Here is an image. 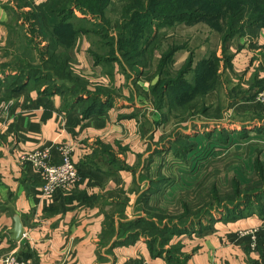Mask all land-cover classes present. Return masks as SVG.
Returning a JSON list of instances; mask_svg holds the SVG:
<instances>
[{"label":"crops","instance_id":"crops-1","mask_svg":"<svg viewBox=\"0 0 264 264\" xmlns=\"http://www.w3.org/2000/svg\"><path fill=\"white\" fill-rule=\"evenodd\" d=\"M46 1L0 0V73L12 70V66L37 68L47 60L46 54H40L48 46L47 37L40 32V28L45 31V25H40L45 17L32 13L35 6ZM125 2L109 0L107 15L117 18ZM75 14L83 16L77 10ZM92 40L91 33L78 34L69 57L72 60L65 61L87 91L92 93L97 87L107 91L100 94L101 99L89 113L84 110L87 94L79 93L73 102L69 91H46L44 85H35L34 78L0 101V264L10 251L30 264H167L165 256L153 255L142 238L115 243V236H108L106 229L107 218L112 214L116 218V209L126 197L129 205L124 213L133 215L135 196L130 189L150 146L161 138L155 125L166 117L165 96L162 108L153 109L142 72L135 80L141 86L137 89L126 82L119 61L107 57L95 61L89 51ZM235 44L232 70L246 83L253 81L251 87L263 89L264 28L251 43L244 38L240 45ZM247 87L243 103H256L253 93L257 92ZM59 144L73 146L79 179L45 199L39 177L19 156L50 147L57 162ZM15 217L23 227L17 241L10 233ZM262 225L264 218L252 212L216 219L204 230L175 235L172 240L182 242L185 264H264V249L259 244L252 247L250 238L240 234ZM103 237L108 242L103 243Z\"/></svg>","mask_w":264,"mask_h":264},{"label":"rangeland","instance_id":"rangeland-1","mask_svg":"<svg viewBox=\"0 0 264 264\" xmlns=\"http://www.w3.org/2000/svg\"><path fill=\"white\" fill-rule=\"evenodd\" d=\"M204 1L216 10L225 0ZM227 1L231 6L240 5L238 0ZM109 18V23L102 18L101 24L114 26L121 20V14ZM157 23L152 25L153 46L134 60L147 63L146 66L130 64L136 56L123 55L116 34L111 38V30L103 32V38L91 33L89 51L100 56L112 55L124 63L125 80L137 89L141 86L135 80L138 72H142L141 79L151 93L153 109H157V104L162 108V98L158 103L152 95L154 88L166 92V117L155 125L159 126L161 138L150 146V153L143 158L130 189L135 196L133 215L128 217L124 213L129 205L126 197L116 209L118 213H114L117 221L110 215L106 229L108 236H115L114 241L134 242L142 238L152 249L162 251L170 264H176L183 255V244L174 240L166 242L173 237L176 226L182 229L192 219L188 234L204 230L214 220L227 218L232 209L226 205L235 202L241 203L240 208L246 205L244 212L264 211V88L251 87L253 81L246 83L227 64L232 43L236 41L240 45L244 38L251 43L262 28L254 29L257 34L247 29L226 41L204 19L172 25ZM141 25L140 22L138 26ZM142 35L132 33L137 40ZM112 40V47L102 46L104 41ZM11 69L0 73V101L27 85L26 76L17 71L20 69L14 66ZM180 72L184 73L181 78ZM33 78L37 87L51 83L47 76ZM247 85L257 92L253 93L256 103H243ZM188 87L195 88L191 98L181 94ZM246 98L250 100L249 96ZM200 215L204 217L198 218ZM102 242L108 239L103 237Z\"/></svg>","mask_w":264,"mask_h":264},{"label":"trees","instance_id":"trees-1","mask_svg":"<svg viewBox=\"0 0 264 264\" xmlns=\"http://www.w3.org/2000/svg\"><path fill=\"white\" fill-rule=\"evenodd\" d=\"M238 1L240 2L239 6H231L228 1L225 0L222 7H216L217 9L213 10L212 6L205 3L204 0H126L121 9V20L118 24L110 27L106 25L107 22L109 23L110 19L109 16H107L109 0H47L45 3L35 6L32 12L37 17L39 15H44L45 17L43 22H41L40 19V25H45V31H42L40 28V32L44 37H47L48 46L45 51H42L40 54L41 57H43V54H46L47 60L43 65L37 66V68L26 66L21 68L19 72L22 74V77L26 76L25 84L33 77L40 78L42 75L47 76V81L51 83H44V90L49 91L53 88L67 90L71 93L74 102V100L79 99V93L87 91L86 85L78 80V77L75 76L69 68L70 64L68 65L65 63L70 55H72V49L78 34L96 32L97 35L99 34L98 37L103 38L102 33L111 30V38H113V34H116V41L123 55L125 57L130 55L136 56L130 64H132V66L137 64L146 66L147 63L134 60L146 53L149 47L153 46L155 33H152V25L155 21L159 22L157 23L159 26L161 23L169 25L175 22L194 23L200 19H204L215 28V30L220 31L223 40L226 41L237 35L243 34L247 29L254 30L258 28L259 31L260 28H264V0ZM76 10L84 15L82 17H77L75 15ZM102 18L103 21L106 22L105 25L101 24ZM140 22L142 23V27L138 26ZM95 28L99 29L98 32L94 30ZM258 31L254 30L256 34ZM132 33H138V35L142 33V39H134ZM108 42L109 41H104L102 46L112 47L113 40L111 43ZM61 45H63V49H61ZM124 45L125 47H122ZM66 49L68 50V54ZM91 54L95 57L96 62L106 57L119 61L116 58H112V55L100 56L97 52L92 51ZM71 60L72 58L68 61ZM119 63L123 71L124 63L121 61H119ZM227 64L231 66V56L228 57ZM183 74V72H180L179 77L181 78ZM56 77L63 78L60 79L63 80V83L57 82L58 79ZM59 83L60 85H58ZM194 90L195 88L188 87L184 89V92L181 94L191 98ZM106 92L107 91L101 87H97L92 93L91 91H87V93H85L88 94V98L86 99L87 106L84 110H88V113L92 111V108L95 107L101 99L100 94H105ZM152 95L156 98L157 102L160 103V99L166 96V92L163 89L154 88ZM158 106L157 104V108ZM240 205L241 203L237 202L231 206L226 205V208L232 210L228 211L229 215L224 219L235 218L252 212L264 218V211H250L248 209V211L244 212L243 210L246 209L244 208L246 205L242 208H240ZM197 217L201 218L204 217V215ZM182 226V229H179L177 226L173 228V237L175 235L188 233L190 230L188 228L192 227V219L190 222L186 223V225L184 224ZM173 237L166 239V242L172 240ZM114 242L122 243L123 241L118 240ZM125 243H130V241ZM181 246L182 245L179 244L178 249H180ZM149 248L153 255H163L162 251L152 249L151 246H149ZM165 258L167 264H170L168 258L166 256ZM186 258L187 255L183 252V255L181 253V259H177L175 262L176 264H185Z\"/></svg>","mask_w":264,"mask_h":264},{"label":"built area","instance_id":"built-area-1","mask_svg":"<svg viewBox=\"0 0 264 264\" xmlns=\"http://www.w3.org/2000/svg\"><path fill=\"white\" fill-rule=\"evenodd\" d=\"M262 96V94H260ZM58 161H53L50 147H43L20 154L19 159L29 164L41 181V197L49 199L57 189H68L79 179V171L72 159L73 146L57 145ZM241 236H248L250 245H260L264 249V225L242 231ZM1 264H30L22 255L10 251L1 259Z\"/></svg>","mask_w":264,"mask_h":264},{"label":"water","instance_id":"water-1","mask_svg":"<svg viewBox=\"0 0 264 264\" xmlns=\"http://www.w3.org/2000/svg\"><path fill=\"white\" fill-rule=\"evenodd\" d=\"M10 233H11V238L15 241L19 240L22 237L23 227L20 224L18 217L14 218V225H13V228L11 229Z\"/></svg>","mask_w":264,"mask_h":264}]
</instances>
